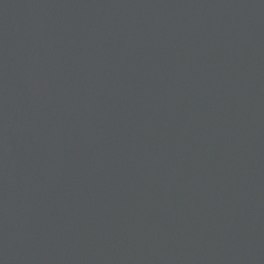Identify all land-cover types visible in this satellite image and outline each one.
Returning a JSON list of instances; mask_svg holds the SVG:
<instances>
[{
	"label": "water",
	"instance_id": "obj_1",
	"mask_svg": "<svg viewBox=\"0 0 264 264\" xmlns=\"http://www.w3.org/2000/svg\"><path fill=\"white\" fill-rule=\"evenodd\" d=\"M190 1L198 9L188 24L164 15L162 4L177 7L171 0H0V264H169L180 255L216 264L225 220L220 241L225 231L258 234L251 252L264 256V0ZM140 17L148 23L138 33ZM99 21L105 28L91 32ZM111 35L123 39L110 44ZM131 120L157 130L155 162L139 154L147 138L127 130ZM134 139L126 163L117 147ZM50 140L79 165L76 186L45 158ZM211 166L217 220H205L212 237L191 255L183 248L205 190L198 178ZM25 187L38 203L21 196ZM111 191L132 203L137 192V204L127 213ZM48 232L56 236L45 240ZM228 246L231 264H244L248 245Z\"/></svg>",
	"mask_w": 264,
	"mask_h": 264
},
{
	"label": "bare ground",
	"instance_id": "obj_2",
	"mask_svg": "<svg viewBox=\"0 0 264 264\" xmlns=\"http://www.w3.org/2000/svg\"><path fill=\"white\" fill-rule=\"evenodd\" d=\"M171 2H174L175 4H177V7H173V6H164L162 4V6H160L163 9L164 15L167 16L170 19H185L186 23H191V20L188 18V13L195 8L196 13H197V9L198 7L196 6V3L194 4L192 1L190 0H171ZM206 11H202L200 13H198V17L200 20L201 25H205L206 22L201 20L200 15L202 13H204ZM99 13H95L93 15V19L96 21L97 17H98ZM182 19V20H183ZM148 23L143 17H140L137 25H133L132 28H135V30L140 33L141 31H145L147 29V24ZM104 24V25H103ZM106 22H96V25H94L91 29V32H94L96 30V28H105L106 26ZM102 28V29H103ZM123 35V32H120ZM122 35H111L109 37L108 42L111 44L115 39L119 40V39H123ZM171 38L170 34H163L162 37V43L163 46H166L169 42ZM120 43H123L122 40L120 41ZM99 103H107L106 100L104 99H100ZM126 128L129 131H136L138 129L140 134H146V142L138 149L139 154L141 155L143 160L149 161V162H155V156L157 155L158 152H160V149L157 148L156 144L161 146L163 144V141L158 139L157 137V133H156V129L153 128V124H149L148 126L146 125V123L142 120H131L130 122H128V124H126ZM38 130V129H37ZM46 130V129H45ZM101 130V129H100ZM105 133V131H102ZM100 133V131L98 132H93L91 133L89 136L93 137L94 135H98ZM87 135V134H86ZM83 139V138H82ZM156 144H155V143ZM127 144H132V145H137L138 144V140L134 139L128 143H122L121 145L119 144L117 147V154H123L126 157V163H127V156L125 154V146ZM208 147V143L205 144ZM50 153H48L45 158L50 160V162H52L54 165L52 167V170H57L58 166L56 163H58L61 167H65V169L63 171H65V175H66V179L68 180V183L65 184V186H67L66 188H68L69 186H76L75 182L77 179V175L76 173L80 170V167L78 164H71L70 162L73 161V159L69 158V155L65 153L64 148L62 143H60L59 141L56 140H50ZM192 148L191 145H188L186 147V149ZM21 151V150H19ZM1 155L3 156V151H0ZM81 162H88L89 160L85 159V158H79L78 159ZM211 160V159H210ZM47 165V162L46 164ZM37 166L38 167H43L44 163L37 162ZM69 170L71 171V173L69 172ZM100 173L102 174V171L99 170ZM25 172H27L25 170ZM185 175H188L185 171L183 172ZM39 172L36 171V177L37 179H35L38 183L41 182L39 179ZM121 176L118 175H113L112 179L113 181H117ZM104 186H111L109 183L105 182ZM102 195H106L108 193V190H101ZM20 194L23 198L30 200L33 203H38V199H37V191H35L32 194H30L27 190V187L23 188L20 191ZM110 194L112 195V200L119 205L120 208H124L125 211L127 213H129V211H132L134 208L133 203L129 200V199H121L120 196L117 193L114 192H110ZM167 209L171 210V206L169 204H167ZM169 211V210H168ZM127 221L129 223V225H132V228L134 227H139L138 223H137V218L133 215L127 214ZM53 224L51 223L50 226H52ZM48 237H44L46 238L45 240H50L49 236L55 237V233L53 232H48ZM260 237H264V234H262ZM259 239L258 234L257 235H243V234H239V235H232L229 236L225 239H223L222 241L219 242V244L216 246L215 250L213 251V253H211V257L213 258H217L220 259V263L219 264H231V260H232V254L230 251L226 250L227 247H229L228 245H231L233 243L236 244H246L248 245V248L245 249L241 255V258L239 259L241 263L244 264H264V256L260 255L259 253H253L251 252L252 248H255L257 246V244H260L257 242V240ZM137 240L141 246V248L145 249L147 252L150 251V244L147 243L146 239L144 238L143 235H139L137 237ZM37 246H35L34 244L29 245L28 248L32 249V248H36ZM81 247V246H80ZM28 248L24 249V252L26 253H30ZM80 249V248H79ZM143 249V250H144ZM59 252H61V254L63 255V250L62 247H59ZM57 257V256H54ZM63 257L64 256H61ZM66 261H61L60 263H68V262H73L72 260H68L66 258H64ZM55 261V260H53ZM46 264H51V262L46 263ZM169 264H193L191 259L188 257H184L183 255H180L178 257H172L170 259Z\"/></svg>",
	"mask_w": 264,
	"mask_h": 264
}]
</instances>
